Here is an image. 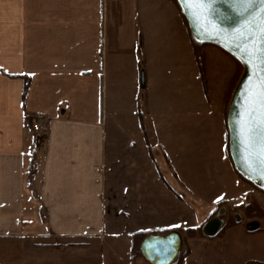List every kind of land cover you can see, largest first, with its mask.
Instances as JSON below:
<instances>
[{
  "label": "crops",
  "instance_id": "obj_1",
  "mask_svg": "<svg viewBox=\"0 0 264 264\" xmlns=\"http://www.w3.org/2000/svg\"><path fill=\"white\" fill-rule=\"evenodd\" d=\"M148 20L170 25L169 53ZM193 61L167 0H0V264H64L58 245L88 249L72 264H98L89 242L103 237L111 252L125 242L120 264H149L130 263L132 233L203 228L216 203L233 198L240 182L221 147L203 146L223 164L218 194L190 189L181 173L193 150L175 141L214 138L208 122L194 119L203 105L191 99ZM36 123L47 127L41 146L32 142ZM34 150L42 155L38 197L28 188ZM245 226L213 236L201 228L204 236L185 240L178 231L186 251L178 264H226L223 235L259 232ZM248 261L261 260L241 264Z\"/></svg>",
  "mask_w": 264,
  "mask_h": 264
},
{
  "label": "rangeland",
  "instance_id": "obj_2",
  "mask_svg": "<svg viewBox=\"0 0 264 264\" xmlns=\"http://www.w3.org/2000/svg\"><path fill=\"white\" fill-rule=\"evenodd\" d=\"M169 3L172 4L174 10L177 12L178 16L181 18L186 32V24L184 22L183 17L180 15L179 10L173 4L171 0H167ZM151 22V23H149ZM146 23L148 24L149 33L152 36V39H158V36H161L162 43H161V52L169 53L172 47V40L173 31L171 30L170 25L163 23L161 26L156 25L153 23L152 20H148ZM188 35V32H187ZM157 51L154 47L152 51ZM204 53V69H205V88L203 91L202 89V82L199 77L198 69L196 66L195 58L193 55V73L194 78L197 76V80L195 79L194 86H193V94L192 100L197 101V99L201 102L199 105H203L199 107L198 113H194L198 115L200 118L194 117L195 120H198L197 123L208 122V126L210 128L211 135L213 134L214 138L210 140H201L196 135L193 134L192 140L191 139H180L176 140L175 142L179 147L182 149H186V145L188 143L191 144V148L193 151L189 154L190 150H187L186 156H188L187 162L179 163L182 165L181 173L184 176V181L186 180L187 187L190 189H194L198 193L209 194L213 192H220L223 189V180L220 179V175L222 172L223 164L221 159L215 154L209 155L208 150L209 148H203L207 143L210 142L214 147H221L224 152L225 163L227 164L228 168L231 171V174L235 176L240 182V188L236 190L232 195L233 198L227 202V200H219L216 203V210L214 211V215L212 218H215L217 212L220 208H224L226 210V216L224 217V225L228 221L234 222V216L238 214L242 222L240 224L244 225L249 222H257L259 225V232L254 235H246L244 232H237L235 230L230 231L229 233H225L223 235L225 240V251H226V264H241L248 259H258L261 260L259 262L264 263V218H247L245 215V207L248 205H257L262 209L264 213V191H261L253 182H248L242 179L238 173L236 172L230 154H229V134L227 128V113L229 104L232 98V95L235 91V88L241 79L244 73L243 65L240 67L239 71L237 70V65L234 61L224 52L219 50L218 48L212 45H206L203 47ZM170 61V60H169ZM164 68H160L159 72L156 73L157 79L162 81V84L165 86L167 82H169V78L164 81L162 78H167ZM170 74V73H169ZM164 75V76H163ZM235 77V79L233 78ZM233 80V87L230 91L228 99L226 100V94L229 87H231V79ZM236 80V81H235ZM199 88V89H198ZM200 90V91H199ZM158 94L161 95L163 92H159ZM191 97V96H190ZM205 100V103L202 101ZM141 106H139V109ZM142 117H140L141 119ZM202 121V122H201ZM193 122V131L197 133L200 129V125L194 124ZM42 124V123H37ZM43 125V124H42ZM141 130L145 131V123L141 121L140 123ZM46 135V134H45ZM187 138V137H186ZM45 140V136L43 141L41 142L40 146L43 144ZM144 140L147 142V138L144 136ZM188 140V143H187ZM152 142V140H150ZM154 141V140H153ZM202 143H205L202 145ZM148 146V145H147ZM202 146V147H200ZM178 147V149H179ZM203 148V149H202ZM202 149L201 153L199 150ZM196 150L199 151L195 154ZM183 151V150H182ZM201 153V154H200ZM195 154V155H194ZM151 156V153H150ZM178 158L183 157L182 155H177ZM176 157V158H177ZM221 171V172H220ZM220 172V174L218 173ZM228 172V171H227ZM230 174V173H229ZM230 174V176H231ZM227 177V176H226ZM226 186V185H225ZM229 187V186H228ZM230 188V187H229ZM220 203V204H218ZM137 233V232H135ZM130 235V243L131 244V236ZM246 236V237H245ZM104 238V237H103ZM102 238V241L96 239L95 241L89 242L92 245H97V252H95L96 260H98V264H120L122 261L121 259L124 258L125 253V242L120 241L117 244V251L111 252L110 250V240L109 237ZM56 243V242H55ZM58 244V243H57ZM67 244V243H65ZM85 245V244H84ZM90 245V246H91ZM93 246V245H92ZM90 248V247H87ZM55 249H59V254L65 258L64 264H72L74 260H77V257H80L81 260L85 259L83 256L85 253H89L88 249H81V250H72V247L64 246H56ZM183 252V251H182ZM2 253H5L2 251ZM244 264V263H243Z\"/></svg>",
  "mask_w": 264,
  "mask_h": 264
},
{
  "label": "water",
  "instance_id": "obj_3",
  "mask_svg": "<svg viewBox=\"0 0 264 264\" xmlns=\"http://www.w3.org/2000/svg\"><path fill=\"white\" fill-rule=\"evenodd\" d=\"M176 1L196 41L218 48L244 67L227 113L229 154L235 170L264 190V169L258 162L261 151L262 67L260 54L256 51L261 46L264 12L257 4L251 14L242 15L237 0H205L203 8H192L186 0ZM245 125L253 128L251 141L247 145L242 135ZM245 228L248 232L256 231L258 223L249 222ZM219 230V223L215 219L202 228L207 236H213ZM182 248V235L172 230L164 235L146 236L139 246V253L149 264H174Z\"/></svg>",
  "mask_w": 264,
  "mask_h": 264
},
{
  "label": "trees",
  "instance_id": "obj_4",
  "mask_svg": "<svg viewBox=\"0 0 264 264\" xmlns=\"http://www.w3.org/2000/svg\"><path fill=\"white\" fill-rule=\"evenodd\" d=\"M171 1L176 6V8L179 10L180 15L183 17L184 22L186 24V28H187V32H188V38H189V41H190V44H191V48H192V52H193V55H194V58H195V62H196V66H197V69H198L199 77H200L201 82H202V89H203V91H205L204 90V88H205V69H204V64H203V59H204L203 47L206 46V44L200 43V42L196 41L192 37V35H191L190 31H189L188 25L186 23V20L184 18V15H183V13L180 10L177 1L176 0H171ZM229 57L237 65L236 72H238L239 69H240V67L242 66L241 63L239 61H237L236 59H234L233 57H231V56H229ZM233 78L235 79V77H233ZM233 78L231 79V87H229L228 90H227L226 100L228 99V97H230L229 94H230V91H231V89L233 87V83H234L233 82V80H234ZM27 86H28V80L24 84V92H23L24 94H25V91L27 89ZM37 150H38V148H37ZM37 150H34L32 152V162H31V166H30L29 171H28V188H30L32 190V192H33V194H34L35 197H38V194H37V192H35L33 186H34V184L36 182L37 177L40 174V172H39V166H40L41 158H42L41 153L39 151H37ZM238 175L242 179H244V180H246L248 182H251V181L245 179L239 173H238ZM260 190L261 191H264L262 189H260ZM218 204H220V203H218ZM244 212H245V215H246L247 218H252V217L264 218V213L262 212V209L260 207H258L257 205H249V206L247 205L245 207ZM235 224L233 222H231L230 219H228V221L226 222V224L221 228V230L218 232L217 235H222L223 232L226 229H228L229 227H231L232 225H235ZM201 228L202 227L185 228L183 230H178V231L181 234L184 235V240H185L187 238H192V237H195L197 235L204 236L201 233ZM262 231L264 233V229ZM168 232H170V231H161V232H137V233H134L131 236V244H130V251H129L130 252V263H133L134 261H136L138 258L141 257V255L139 253V246H140L141 242L144 240V238L146 236H148V235H163V234H167ZM185 254H186V251L182 252L180 254V256H179V258H178V260H177V262L175 264H178V262L183 258V256ZM244 264H264V263L256 262V261H248V262H245Z\"/></svg>",
  "mask_w": 264,
  "mask_h": 264
},
{
  "label": "snow or ice",
  "instance_id": "obj_5",
  "mask_svg": "<svg viewBox=\"0 0 264 264\" xmlns=\"http://www.w3.org/2000/svg\"><path fill=\"white\" fill-rule=\"evenodd\" d=\"M186 3L192 8H203L205 7V0H186ZM237 3L241 6L240 13L243 15L244 13L251 14L254 10V6L259 4V8L261 12H264V0H237ZM262 25H264V19L261 21ZM261 46L256 50L261 57V67H262V76L260 83V99H261V121H260V129H261V151L259 153L258 162L260 167L264 169V26L261 28ZM243 50V49H242ZM251 54V53H250ZM253 132V128L249 125H245V128L242 129V135L245 136L244 143L247 145L251 141V133Z\"/></svg>",
  "mask_w": 264,
  "mask_h": 264
},
{
  "label": "built area",
  "instance_id": "obj_6",
  "mask_svg": "<svg viewBox=\"0 0 264 264\" xmlns=\"http://www.w3.org/2000/svg\"><path fill=\"white\" fill-rule=\"evenodd\" d=\"M46 131H47V127L45 125L36 123L32 126V133H33L32 142H33L34 146H39L41 144V142L43 141V138L46 134ZM225 216H226V210L224 208H220L217 212L216 217L213 218V219L218 221L219 229H221L224 226V220L223 219ZM234 222L236 224L242 222V219L238 214H236L234 216Z\"/></svg>",
  "mask_w": 264,
  "mask_h": 264
}]
</instances>
